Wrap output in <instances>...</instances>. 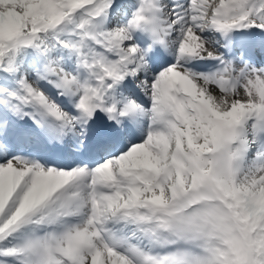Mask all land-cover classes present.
<instances>
[{"label": "snow or ice", "instance_id": "1", "mask_svg": "<svg viewBox=\"0 0 264 264\" xmlns=\"http://www.w3.org/2000/svg\"><path fill=\"white\" fill-rule=\"evenodd\" d=\"M0 264H264V0H0Z\"/></svg>", "mask_w": 264, "mask_h": 264}]
</instances>
